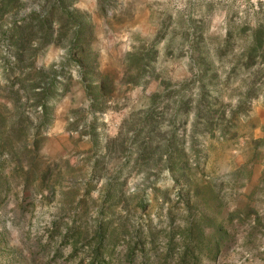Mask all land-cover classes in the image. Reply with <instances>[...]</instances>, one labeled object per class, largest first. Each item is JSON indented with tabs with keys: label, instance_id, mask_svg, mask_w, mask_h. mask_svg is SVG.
Returning a JSON list of instances; mask_svg holds the SVG:
<instances>
[{
	"label": "rangeland",
	"instance_id": "obj_1",
	"mask_svg": "<svg viewBox=\"0 0 264 264\" xmlns=\"http://www.w3.org/2000/svg\"><path fill=\"white\" fill-rule=\"evenodd\" d=\"M0 264H264V0H0Z\"/></svg>",
	"mask_w": 264,
	"mask_h": 264
}]
</instances>
